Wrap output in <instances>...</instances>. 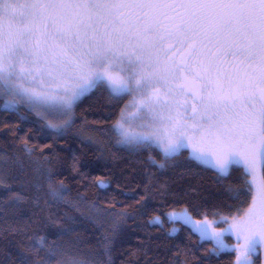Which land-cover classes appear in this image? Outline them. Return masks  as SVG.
<instances>
[{"label":"snow or ice","instance_id":"1","mask_svg":"<svg viewBox=\"0 0 264 264\" xmlns=\"http://www.w3.org/2000/svg\"><path fill=\"white\" fill-rule=\"evenodd\" d=\"M85 102L107 110L90 137ZM0 112L24 141L0 150V237H19L7 240L9 264H114L107 245V261L80 256L71 224L57 223L74 220L62 206L87 199L68 195L66 180L88 184L75 152L73 175L61 176L56 144L73 138L124 164L96 181L91 207L133 222L143 264L232 253L231 264H264V0H0ZM37 126L49 145L32 143ZM178 168L181 181L211 170L213 189L161 179ZM14 189H30L39 212L21 221L27 197ZM170 203L184 207L149 217Z\"/></svg>","mask_w":264,"mask_h":264},{"label":"trees","instance_id":"2","mask_svg":"<svg viewBox=\"0 0 264 264\" xmlns=\"http://www.w3.org/2000/svg\"><path fill=\"white\" fill-rule=\"evenodd\" d=\"M126 99V97H125ZM126 100L122 101V104L125 103ZM82 110L81 116L83 122L88 125H91L90 128H85L82 132L84 137L94 136V128L100 126L104 123L102 113H106V109L102 108L99 104H94L91 109H89V102H85L81 105ZM34 119V117H33ZM115 120V117L110 118L108 123H111ZM82 121H78L79 125ZM15 120H5L4 113L0 112V150H2L5 146L11 145L15 142L16 147L19 148L20 145L23 144V140L17 138L14 141L15 135ZM33 127L32 124H27L24 126L25 131ZM6 129H11L7 130ZM23 136L24 133L21 132L19 134ZM33 144H38L41 147L47 146L51 143L50 139H44L39 135V128H36V135L32 141ZM67 144V147L65 145ZM39 151V148H38ZM113 152L116 149H112ZM56 152L59 155L61 161L63 162V169L61 176L68 177L73 175L72 173V153L75 152L77 156L81 158V164H86V167L81 168V171H85L88 173V184L87 187H81L80 185L83 183L82 178L77 177L76 179L66 180V183L69 185L71 191L68 194L70 198H75L77 193H85L86 201L80 204L78 208H68L61 207L60 215L63 216L64 213L74 217V220L71 222L58 220L57 223H70L73 231L69 233L66 239H70L75 241V251L82 257L100 261H107L108 255L105 254V246L110 247L111 252L110 255L114 264H135V261L139 260L140 264H143V257L138 255H133V250L136 247L137 238L143 237V234L140 232L133 233V222L128 220L127 222H122L120 217L116 215H101L96 216L94 214V209H92L91 204L95 200V193L97 192V188L94 186L97 180H105L112 175V172L115 171L119 173L120 168L124 167L123 163H119V161H114L112 155L109 151L105 150L103 152L100 151L99 147L95 144H91L86 140L82 141L81 139L73 138L71 141L60 140L57 141L56 144ZM118 155L123 159L127 158L126 152L118 153ZM187 155V153H185ZM55 163V161L53 162ZM119 163V167L117 164ZM181 169H176V175L173 176L169 173L166 177L162 176L161 179H171L177 180L185 185L193 184V185H202L207 189L211 190L214 187L212 176L213 172L208 170L206 172H201L199 175H191L184 176L181 181L179 173ZM127 175V173H125ZM58 177L57 179H60ZM134 186V185H133ZM112 187H115V182L113 181ZM19 190L23 195L27 197V199L22 200L20 202V209L23 212V216L21 217V221L27 219L29 216H32L34 212H39V209H36L31 202V190L30 189H14ZM0 195H3L0 192ZM103 207H110L111 201L100 202ZM129 203H132L129 201ZM184 207L183 204L172 205L171 203L163 208H159L157 206V210L150 212L148 215L155 216L160 215L161 212L169 213L171 210L182 209ZM55 210V209H54ZM116 210H126L124 205H116ZM47 215V213H44ZM148 217H145L147 219ZM196 219L201 217H195ZM0 226H3V221L0 220ZM172 227V225L165 224L164 228L168 229ZM117 231V235L109 241V237L113 236V230ZM150 231L155 232L156 229H150ZM41 235L44 233H40ZM181 239H186L184 233H180ZM52 239V237H49ZM193 240L196 237H192ZM231 240V238H227ZM7 240H12L14 243L19 240V237L8 236ZM7 240L4 237H0V264H9L7 260H5V253L11 245H8ZM211 244H205L204 248L201 249V253L206 251ZM151 255V253L149 254ZM235 258V253L231 255H225L221 257V259L216 262V264H231ZM155 259V258H154Z\"/></svg>","mask_w":264,"mask_h":264},{"label":"rangeland","instance_id":"3","mask_svg":"<svg viewBox=\"0 0 264 264\" xmlns=\"http://www.w3.org/2000/svg\"><path fill=\"white\" fill-rule=\"evenodd\" d=\"M131 99H132V96H127L126 97V101H125V103H128L129 101H131ZM132 109H129V111H131ZM182 209H176V210H171V211H169V212H173V211H175V212H179V211H181ZM212 217H209V219H211ZM198 219H200V218H198ZM217 227L218 228H223L224 227V225H217ZM231 238V240H228L227 239V242L229 243V244H232V245H235V243H236V240H235V237L234 236H232V237H230ZM261 259L262 260H264V255H262V257H261Z\"/></svg>","mask_w":264,"mask_h":264}]
</instances>
